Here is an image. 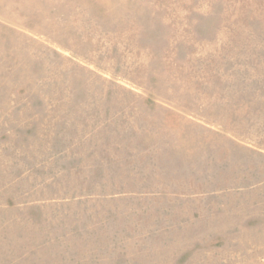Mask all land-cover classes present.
<instances>
[{
    "label": "rangeland",
    "instance_id": "374dc122",
    "mask_svg": "<svg viewBox=\"0 0 264 264\" xmlns=\"http://www.w3.org/2000/svg\"><path fill=\"white\" fill-rule=\"evenodd\" d=\"M0 264H264V0H0Z\"/></svg>",
    "mask_w": 264,
    "mask_h": 264
}]
</instances>
